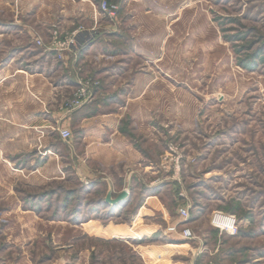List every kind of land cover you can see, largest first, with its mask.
<instances>
[{
    "label": "rangeland",
    "instance_id": "obj_1",
    "mask_svg": "<svg viewBox=\"0 0 264 264\" xmlns=\"http://www.w3.org/2000/svg\"><path fill=\"white\" fill-rule=\"evenodd\" d=\"M199 6L201 29H207L209 36L195 42L186 38L181 55L174 48L163 54V86L154 85L151 94L153 105L155 97H165L167 103L153 106L152 115H158L157 109L168 113L161 123L152 118L153 153H163L154 166L159 164L165 171H153L146 178L153 188L136 183L135 192L109 197L96 205L95 213L93 208L81 209L96 201L87 198L86 191L81 197L77 190L73 198L66 193L79 187L74 176L43 188L20 184L17 175L30 167V159L17 149L3 150V141L19 136L0 133V264H241L243 254L262 253L264 0H200ZM67 37L70 34L54 31L49 45L40 39L36 45L50 52L53 47L60 49ZM89 79L92 97L72 108L78 89L87 82L81 81L60 106L63 112H76L94 102L100 83ZM24 88L32 94L31 87ZM6 90L2 91L16 94L15 86ZM14 100L3 97L9 105ZM4 107L0 104L1 116ZM7 115L0 116V127L12 123ZM61 131L57 130L59 135ZM47 155L39 150L36 160L42 161L37 165L46 162ZM19 205L22 211L26 207L35 212L5 213ZM181 208L190 210L185 222ZM228 214L240 221L234 235L219 227ZM34 218L67 225L54 232L44 224L37 227ZM86 220L98 223L99 232L91 225L88 233L81 230ZM174 225L191 229L195 238L169 233ZM210 252L215 254L208 262Z\"/></svg>",
    "mask_w": 264,
    "mask_h": 264
},
{
    "label": "crops",
    "instance_id": "obj_2",
    "mask_svg": "<svg viewBox=\"0 0 264 264\" xmlns=\"http://www.w3.org/2000/svg\"><path fill=\"white\" fill-rule=\"evenodd\" d=\"M101 1L0 0V90L16 87V94L0 91V104L6 106L1 108L2 115L8 114L12 121L0 127V133L19 136L15 141H3L1 147L17 149L30 159V167L17 175L20 184L43 188L74 176L79 187L66 193L73 198L77 190L81 197L86 191V197L96 203L89 202L81 209L93 208L94 213L96 205L109 197L135 192L136 183L153 188L154 184H146L153 171L165 174L159 164L154 166L163 153H153L152 118L158 117L161 123L168 113L157 109L158 115L153 116L152 110L167 103L165 97H155L153 105L151 95L154 85L163 86V54L174 48L181 55L186 38L195 42L209 36L207 29H201L200 0H126L115 16L100 11ZM78 27L84 32L71 51L53 47L46 52L36 45L37 39L49 45L54 31L71 36ZM90 77L100 83L94 102L76 112H63L60 106L66 97ZM24 87H31L32 94ZM3 97L15 100L9 105ZM58 129L70 131L72 138L64 141ZM39 150L48 155L46 162L37 165L42 161L36 160ZM21 206L5 213L35 212L26 207L22 211ZM34 219L37 227L44 224L54 232L67 225ZM86 223L81 230L87 232L91 225L99 232L98 223ZM214 254L208 253L206 261L213 260ZM242 258L241 264H264V249Z\"/></svg>",
    "mask_w": 264,
    "mask_h": 264
},
{
    "label": "built area",
    "instance_id": "obj_3",
    "mask_svg": "<svg viewBox=\"0 0 264 264\" xmlns=\"http://www.w3.org/2000/svg\"><path fill=\"white\" fill-rule=\"evenodd\" d=\"M126 0H103L100 5V11L104 15L108 16H115L121 8V4L124 3ZM84 32V28H80L78 31L75 32V34L71 35L70 37H67L64 42H62V45L60 49H58L61 52L71 51L73 48H76L78 46V36L79 34ZM91 80L87 81L85 84H81V87L78 89L75 99L72 102V108L78 109L81 107L82 99L86 97H92V94H90V89L88 88L89 83ZM61 138L64 141H68L72 138V134L68 130L61 131ZM177 172L180 173L181 169L180 166L176 167ZM179 215L181 219L185 222V220L189 219L190 217V210L188 208H181L179 210ZM239 219L232 214L223 215V221L219 225L222 232H227L230 235H234L238 232L239 229ZM182 225V224H181ZM169 233L172 234H179L183 239H193L195 238L193 236V233L191 229L184 227L183 229H180L179 225H174L168 229Z\"/></svg>",
    "mask_w": 264,
    "mask_h": 264
}]
</instances>
